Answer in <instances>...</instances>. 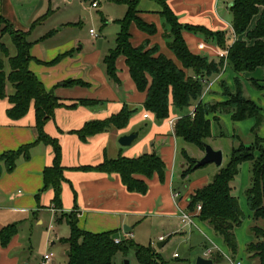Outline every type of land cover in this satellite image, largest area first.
Masks as SVG:
<instances>
[{
    "label": "crops",
    "instance_id": "0c3cea01",
    "mask_svg": "<svg viewBox=\"0 0 264 264\" xmlns=\"http://www.w3.org/2000/svg\"><path fill=\"white\" fill-rule=\"evenodd\" d=\"M94 1L97 0H92L91 4ZM113 1L122 3L118 0ZM152 1L154 3L140 7L141 2L147 5L145 0H140L138 9L140 17L145 22L154 24L157 32L149 35L133 23L130 27L132 43L135 46L144 42H149V47L157 45L161 53L181 65L168 45L171 41L170 26L161 14L162 5L157 0ZM225 1L167 0L181 24L202 26L212 32L225 34V45L221 46L214 37L190 30L183 31L188 47L194 54L205 56L215 62L223 60L219 56L220 51L228 49L238 38L232 26L233 14L230 7L233 0L227 5L230 16L225 11ZM52 6L50 0L47 11L40 14L43 6H39L35 11L25 12L17 8L14 0H0V14L11 23L14 30L27 34V39L31 43L32 59L29 69L45 88L62 102V105L56 108L54 116L45 123L44 131L60 145L64 175L62 208L57 209L54 202L55 191L52 187L45 188L44 179L45 169L54 163L55 152L51 144L38 142L30 149L28 155L22 154L16 160L12 170L7 168L4 161L0 162V231L11 224L18 226L17 233L7 245H3L0 240V264H21L23 260L20 254L35 251L34 244L40 249L43 247L44 251L49 246L54 247L57 242L67 244L64 242L66 238L59 234L63 226H66L71 233L68 215L72 213L76 215L78 226L84 231L92 233L114 231L115 239H129L142 245L147 244L139 242L141 240L138 230L147 229L150 231L148 245L156 248L161 254L172 235L184 234L193 227L204 229L207 232L205 236L221 247L222 239L215 237L212 233L213 228L200 220L198 215L194 217V224L191 226L183 225L180 219L181 211L194 213L189 207L192 194L212 181L209 174H200L190 181H188L190 174L183 176L190 165L188 157L198 160L203 155L201 152L198 157L190 156L180 142V139L184 138L175 133L178 119L186 113L184 114V111H179L181 114L177 115L172 113L170 118L163 121L158 120L152 112L150 117H144L148 111L144 107L146 92L138 90L130 75L125 57L120 56L117 59L119 80L114 81L109 77L104 63V58L111 49L108 51L97 48L90 52L91 55H87L82 49L84 45L78 44V39L67 37L64 33L65 25L75 23L69 21L50 25L51 17L56 11ZM98 7L99 3L94 8ZM257 20L258 17L252 20L250 28L256 25ZM44 23L52 28L37 31V27ZM90 36L94 39L101 37L100 35L93 37L91 34ZM8 48L10 56L17 54L16 47ZM5 61L6 72L9 74L10 64L7 58ZM229 66L227 62L220 73L203 77L204 92L201 100L204 103H209L211 100H226L223 94H215V92L221 89V81H224ZM257 69L262 70L263 78L264 67ZM187 73L196 77L191 69H188ZM231 75H233V83L230 88L234 89V78L237 74L231 73ZM255 79L254 81L260 85L257 87L264 88L262 84L264 78ZM70 81L73 83L68 84ZM254 85L256 86L255 83ZM222 90L223 87L219 92L221 93ZM14 91L13 84L8 80L7 95L5 98H0V155L32 143L39 136L34 104L22 118L12 119L9 116L8 111L11 107L9 97ZM198 102L194 101L191 104L188 115L189 110L191 112L193 107L196 108ZM257 104L260 106L259 103ZM137 105L143 106L144 109L143 112L135 115ZM124 106L134 111L126 128L110 126L86 139L81 137L78 131L86 123L107 119L119 113ZM217 114L221 119V113ZM146 120L151 121L152 126L143 136L141 125ZM133 132H139V136L130 146H122L118 142L122 135ZM151 153H156L163 159L166 172L163 180L158 173H154L151 177L137 175V178L145 180L148 184V191L144 194L130 191L120 173L96 168L105 161L117 160L119 157L136 158ZM218 170L219 168L215 169L213 177ZM192 234L193 232L191 236ZM161 238L163 241H160ZM153 240L160 241L158 245L162 243V246H156ZM49 252L54 254L51 249L45 253ZM214 255L216 254L211 258ZM54 257L55 254L52 260ZM215 263L229 264L226 259Z\"/></svg>",
    "mask_w": 264,
    "mask_h": 264
},
{
    "label": "trees",
    "instance_id": "16d2710c",
    "mask_svg": "<svg viewBox=\"0 0 264 264\" xmlns=\"http://www.w3.org/2000/svg\"><path fill=\"white\" fill-rule=\"evenodd\" d=\"M162 5V16L170 26L168 45L181 65L160 52L157 45L149 47V42L139 46L132 43L130 27L135 23L142 31L149 35L155 34L154 24L145 22L140 17L138 9L140 0H118L128 7L125 16L118 20L120 31L116 38V46L104 58L107 73L114 81H118L116 62L118 57L124 56L129 67L130 75L139 91L146 92L144 107L152 112L158 120L170 118L171 110L175 107L180 112L188 109L194 101H199L194 117L186 114L180 117L175 126V133L186 141L200 146L212 135V119H219L217 113L228 112L233 121H242L254 118L253 131H256L263 122V108L255 101L247 98L243 91V82L240 75L246 71H254L264 67V0H233L230 7L233 14V30L238 37L228 48L227 62L237 74L234 78V89L225 81L222 83L224 101L214 104L204 103L201 96L204 92L202 79L220 73L224 60L211 61L205 56L194 54L188 47L183 36L184 30L200 32L208 37H214L221 46L225 45L223 32H212L202 26L183 25L170 8L167 0H157ZM258 17L256 25L250 28L252 20ZM10 34L17 49L15 56L10 51L3 37ZM31 43L27 34L14 30L11 23L0 14V98L6 97V83L9 80L14 86V93L10 95L11 107L8 111L12 119L25 116L34 104L36 125L39 132L38 139L21 146L17 150L7 151L0 155V162L4 161L9 170L16 165V160L27 154L38 142L51 144L55 158L52 166L44 171L45 188L52 187L55 191V206L62 208V181L64 179L61 165V148L57 140L49 137L45 131V123L54 116L56 108L62 102L48 91L38 77L29 69L32 59L30 54ZM8 59L11 71L6 72ZM191 69L196 77L187 73ZM73 81L68 82L72 84ZM256 83V82H255ZM258 87V85L256 83ZM86 102V101H82ZM134 111L124 106L121 111L103 120H93L79 130L81 137L100 133L110 126L119 129L126 128ZM239 145L232 150L230 159L222 165L207 185L195 191L191 196L190 209L195 212L197 204L201 203L202 210L198 217L209 224L217 236L229 248L232 254L238 252V241L235 228L242 223L244 212L235 195V179L239 174L240 165L251 162V186L245 191L248 206L254 221L264 220V148L260 147L257 156L255 150L264 139L257 136L255 144H246L238 136ZM189 168L183 173L187 176L194 171L196 159L188 157ZM96 168L108 172H118L124 184L130 191L146 193L148 184L137 175L151 177L158 173L161 180L165 177L166 164L156 153L144 154L136 158L119 157L117 160L105 161ZM1 173V167H0ZM71 234L64 242L68 244L69 261L67 264H115L114 258L119 252L127 253L130 249L140 264H166L162 254L151 245H142L133 240H122L116 243L114 231L92 233L82 230L78 226L75 214L68 215ZM17 224H11L0 231V240L7 245L17 233ZM254 239L247 244V252L251 259H258L264 264V226L251 227ZM233 256V255H232ZM234 257V256H233ZM215 262L224 259L220 254L212 257Z\"/></svg>",
    "mask_w": 264,
    "mask_h": 264
},
{
    "label": "rangeland",
    "instance_id": "374dc122",
    "mask_svg": "<svg viewBox=\"0 0 264 264\" xmlns=\"http://www.w3.org/2000/svg\"><path fill=\"white\" fill-rule=\"evenodd\" d=\"M17 4V8L24 10L25 12L35 11L39 6H43V11L40 14H43L47 11L48 3L50 0H14ZM92 0H51L52 7L55 8V13H53V17H51V26L56 25L58 22H73L75 24L65 25V35L67 37H73L78 39V44H83V51L87 55H91L90 52L96 50L97 48H102L105 50L113 49L116 46V38L120 31V24L116 21L125 16L127 11V5L123 3H116L113 0H97L99 3L98 8H94L91 4ZM230 0L225 1V11L230 16L231 13L227 8V5L230 3ZM147 5H144V2H141V6H148L154 1L145 0ZM44 7L46 10H44ZM114 20V21H110ZM255 21V20H254ZM50 25L44 23L37 27V31L48 30ZM58 28V27H57ZM94 29L101 37L92 38L90 36V29ZM4 42L7 43L8 47L11 49H15L12 37L10 34H6L4 37ZM77 43V42H76ZM222 60V59H221ZM224 65L221 70H224L225 64L227 63V58H223ZM262 70L255 69L254 71H246L241 74V79L243 82V91L244 95L247 98H250L260 106L263 107V116H264V88H258L255 86L254 79L263 80L261 76ZM231 73H234L233 69L229 66L227 73L225 74L224 81L230 87L233 83V78ZM231 75V79L228 77ZM255 79V80H256ZM221 81V84L224 82ZM255 83V84H256ZM258 84V83H257ZM264 84V80L262 81ZM222 89V86L220 87ZM219 89V90H221ZM219 90L215 92V94H223V90L221 93ZM224 95V94H223ZM217 100H211L210 104L216 103ZM137 111H135V115L143 112V106L137 105ZM188 109L184 111V114H187ZM177 115L179 110L175 107L172 108L171 114ZM190 113V110H189ZM218 115V114H217ZM214 114L210 115L212 119V135L207 138L206 142L212 145L215 149H219L223 152L224 155V163H227L230 159L232 150L235 146L239 145V140L237 137L246 144H255V141L258 137L264 139V119L260 127L253 131V126L255 124L254 118H248L242 121H233L231 118V114L228 112H223L220 114L221 119L215 120ZM163 121V120H162ZM152 126L151 121L146 120L142 123L141 127L143 129V136L145 132ZM180 142L184 145L185 150L188 152L190 156H200L201 152L203 153L202 157H199L198 160L202 159L205 155V151L198 145L190 142H186L184 139H180ZM260 147L264 148L263 144H258L257 149L255 150L256 155L260 154ZM218 167L214 163L206 164L202 166V168L191 171L188 176V181L194 179L198 175L209 174L210 180H212L213 173L215 169ZM251 168L252 163L247 161L240 165L239 174L235 179V195L238 197L240 206L244 212V217L242 223L235 228L237 241H238V252L234 255L231 253L229 248L221 242V249L228 254L233 255L237 260H240L242 264H259L258 259H251L249 253L247 252V244L250 240L254 239L253 233L251 231V227L253 225L264 226V220L254 221L251 216V210L248 206L247 196L245 191L247 187L251 185ZM179 170H181L179 168ZM186 182V181H185ZM245 184V185H244ZM244 185V186H243ZM243 186V187H242ZM195 193L192 194V196ZM55 225V223H54ZM190 229V228H187ZM191 231V232H190ZM193 232L192 236L191 233ZM149 233L150 231L147 229L138 230L139 241L143 244H149ZM207 232L204 229H198L193 227L192 230H186V233H177L171 236L170 241L166 244L164 249L162 250V257L166 261V264H196V260L199 256H203L205 249L212 246L213 241L208 239L205 236ZM212 233L215 237H219L215 232ZM69 229L66 226H63L61 233L59 236L63 238H67L70 236ZM220 238V237H219ZM163 241V240H160ZM153 240V244L158 245V242ZM35 251L31 253L22 252L20 254L21 259L23 260L21 264H67L69 261L68 255L66 251L68 250V244H62L61 242H57L54 247L49 246L46 251L52 250L54 251L55 257L54 260L44 261L43 255L46 251H44L43 247L41 249L34 244ZM178 254L177 258L175 255ZM215 256V255H214ZM130 261V264H140L136 258L135 251L130 249L127 253L119 252L115 258V264H125V261ZM219 264V263H215Z\"/></svg>",
    "mask_w": 264,
    "mask_h": 264
},
{
    "label": "built area",
    "instance_id": "2783aa9c",
    "mask_svg": "<svg viewBox=\"0 0 264 264\" xmlns=\"http://www.w3.org/2000/svg\"><path fill=\"white\" fill-rule=\"evenodd\" d=\"M98 3L97 1L92 2V6L93 7H97ZM90 34L93 37H98L99 34L92 28L90 29ZM219 56L221 58H227L228 56V49H223L222 51H220ZM190 116L194 117L196 115V108H192L191 112L189 114ZM144 117L148 118L150 117V112L147 111L144 114ZM172 123V120L170 121ZM177 195V194H176ZM202 210V205L201 203L197 204L196 210L195 212L189 213L186 211H181V215H180V219L183 225H187V226H191L194 224V217L197 216ZM53 228V227H50ZM160 240H163V238H161ZM116 243H120L122 240L120 239H115ZM213 254H220L224 257V259H226L229 264H242V262L240 260H237L235 257H233L231 254L225 253L217 244L212 243V246L208 247L205 249L204 255L205 257H211ZM53 253L49 252V253H45L43 255V260L44 261H50L53 258ZM178 254L175 255V257H177Z\"/></svg>",
    "mask_w": 264,
    "mask_h": 264
},
{
    "label": "water",
    "instance_id": "95a60500",
    "mask_svg": "<svg viewBox=\"0 0 264 264\" xmlns=\"http://www.w3.org/2000/svg\"><path fill=\"white\" fill-rule=\"evenodd\" d=\"M139 136V132H133L129 134L122 135L118 142L122 146H130ZM204 145V151L205 155L202 159L197 160L195 164V168L202 167L206 164L214 163L218 168H220L223 165L224 155L223 152L219 149H215L207 142L203 143ZM127 230V227H125ZM162 243L158 245V247H161ZM67 254H69V251H67ZM125 264H130V261L126 260ZM196 264H215V261L211 257H203L199 256L196 260Z\"/></svg>",
    "mask_w": 264,
    "mask_h": 264
}]
</instances>
